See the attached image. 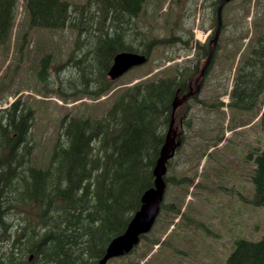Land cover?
I'll return each mask as SVG.
<instances>
[{
    "label": "trees",
    "instance_id": "trees-1",
    "mask_svg": "<svg viewBox=\"0 0 264 264\" xmlns=\"http://www.w3.org/2000/svg\"><path fill=\"white\" fill-rule=\"evenodd\" d=\"M148 1L87 0L78 4L66 0H23L14 43L19 54L16 70L26 57L38 85L44 90L50 86L56 89L66 104L84 98L91 100L93 107L107 100H112V104L100 117H94L93 107L86 108V103L83 106L88 112L76 105L66 110L56 125L57 137L49 162L40 168L33 160L37 110L22 98L4 106L7 102L3 96V74L0 80V105L5 107L0 108V264H101L110 243L125 233L142 206L144 194L154 187V172L173 118L177 148L174 158L167 163L168 173L164 177L167 189L155 226L141 236V254L136 260L131 256L136 255L138 247L107 264H151L154 257L173 258L182 263L196 248L195 238H189L186 233L197 230L208 234V223L194 221L197 208L187 200L193 194L192 188L203 187L197 182L203 175L200 167L204 159L208 163L211 149L216 152L225 142L223 128L219 127L218 132V127H213L215 134L209 138L208 128L199 130L196 135L200 139L183 162V174H176L174 167L176 159L186 152L189 135L185 132L196 123L191 113L204 110L207 115L208 107L223 115L225 109L229 112L226 127L236 139L226 144L224 153L230 161L226 166L233 173L240 172L239 177L243 175L251 183L245 206L264 207V139L256 143L249 139V144L240 149L242 132L248 137L250 132L256 136L257 130L253 128L260 124L264 133V10L258 4L257 16L261 20L253 21L251 33L246 32L251 6L256 0H230L222 12L218 43L212 47L222 0H208L207 29L212 34L207 43L193 46L185 33L174 34L175 28L168 37L149 33L148 27L141 24ZM18 3L19 0H0V45L8 44L10 32L4 36V26L8 23L13 28ZM67 29L76 35L65 60L55 63L53 52L39 46V50L35 49L39 56L30 60L31 32ZM180 39L191 56L184 62L134 84L133 81L119 84L122 77L115 81L109 77L117 54H141L148 58L149 64L158 48L177 47ZM233 47L235 52L229 51ZM218 50L225 51L223 61L227 65L223 71L230 68L229 82L237 61L231 89H226L228 103L218 96L210 101L200 98L207 85L211 88L218 81L211 72ZM211 52V63L199 81V93L179 107L173 117L174 103L190 93ZM165 53L168 55L165 59L173 62L168 51ZM218 90L215 86L212 93ZM169 196L172 202L166 203ZM181 230L186 232L180 234ZM156 247L158 250L153 254ZM226 264H264V234L258 241L238 239Z\"/></svg>",
    "mask_w": 264,
    "mask_h": 264
},
{
    "label": "rangeland",
    "instance_id": "rangeland-1",
    "mask_svg": "<svg viewBox=\"0 0 264 264\" xmlns=\"http://www.w3.org/2000/svg\"><path fill=\"white\" fill-rule=\"evenodd\" d=\"M66 1L84 4L87 0ZM176 1L178 0H149L141 19L142 26L148 27L149 33L161 37H168L171 34V29L175 28L173 33L181 36H184L182 33H185L186 38L189 39L188 42L193 46L207 43L208 36L212 34V31H208L207 29L210 22L208 17V0L206 4L204 0H180L178 4ZM258 4L259 9L264 10V0H256L252 4L251 17L246 23V32L248 31L251 33V23L253 21L261 20V17L257 16L256 8H258ZM22 14L23 0H19L18 16L13 28L12 26L9 27L8 23H5L4 26L6 31L4 36L7 32H10V38L7 45H0V80L4 74L5 92L3 96L4 102H7L4 103L5 107L15 102L18 98H22V101L29 102L37 110V118L33 131L37 146L33 160L38 167L44 168L49 162V156L56 141V125H58L59 118L66 110L74 109L73 106L75 105L76 107H80L83 111L86 108L90 109V106L93 107L94 105H92V101L87 98L77 102L70 100L69 103L66 104L60 99L56 89L54 90L50 86L48 90H44L42 85H38L36 82L34 71L31 70L32 64H30L26 57L20 64L19 69L16 70L19 64V54H16L14 43L17 39V29ZM181 27L183 30L180 29ZM0 35L2 34L0 33ZM74 35L76 34L71 29L58 32H31V45L29 47L31 50L29 53L30 60L34 61L36 57L39 56L35 51V49L39 50L38 46L43 50L45 49V51L53 52L55 63L65 60L73 46ZM238 35L241 36V34ZM40 42H44L45 44H40ZM178 42L177 47H173L172 49L163 47L158 48L151 57V63L130 70L121 78L119 84L128 83L130 81H133L132 84H134L152 77L154 74L167 67L175 66L174 64L184 62L191 58L187 53V49L183 48L180 43L182 40L180 39ZM244 42L247 43L248 40H244ZM237 43L239 44L240 41ZM234 50L235 47L229 49V51ZM167 51L169 57L174 59L173 62H168L167 59H165L168 56L165 53ZM28 52L29 50L26 49L25 53L27 54ZM224 53L225 51L218 50V54H216L215 57L216 60L213 62L214 64L211 68V72L217 75L218 81L211 88L207 85L204 92L200 94L201 99L208 98L207 101L217 100L216 97L218 96L221 98L220 100L226 103L229 102L226 89H231L237 61L233 68V77L229 82L228 77L231 73L230 68L225 69V72L223 71L225 65H227L223 61V59H225ZM152 60H154V62H152ZM204 64L205 61L203 62V65ZM8 65L9 67L11 66V68L7 71L9 68L7 67ZM153 70L154 72H152ZM215 86L219 90L218 92L212 93ZM54 87L56 88V85ZM47 91L51 92V94H47ZM85 103L88 104L86 108L83 106ZM111 104L112 100L98 103L95 107L91 108L93 110L92 115L94 117L102 116L109 109ZM4 106L0 105V108L2 107L4 109ZM225 111L226 114L223 115L218 111H210L208 107L207 115L204 110L201 111V113H199L198 110L195 113H191V118L195 119L196 123L190 130H186L185 133L189 135V139L187 137L188 143L186 152L180 158L178 157L175 162L174 168L176 174L181 176L185 170L183 166L185 158L191 154L197 144L196 142L200 139L197 137L196 133L199 130L205 131L208 128L209 138L212 134H215L213 131V127L215 126L218 127V132L219 127L223 128L225 131V142L217 147L216 152L215 149L212 148L211 152L208 153V163H206L207 160L204 159L200 167V174L203 175L198 177L197 182H200L203 187L192 188L191 192H193V194L187 200L188 202H192L194 207L197 208L196 214H193L194 221L197 223H208V234L206 233L205 235L197 230L186 233L190 236L189 238H195L196 248L191 250V252L188 253L190 256L186 255L187 258L180 264H226V260L233 251L235 242L238 239L247 238L252 241H258L264 234V207L245 206L247 203L244 201H247L249 198L246 192L249 191L251 183L246 180L245 176L242 175V177H239L241 175L240 172L233 173L226 166L230 165L228 156L224 153L226 144H232L233 139H236V137L233 135V132L226 127L229 125V112L227 109H225ZM85 112L88 111L85 110ZM198 113L203 116L202 119H199ZM252 126H254V124H252ZM253 129L257 130V135L254 139V135L250 132V141H252L253 138L256 143L258 140L264 139V133H262L260 124L254 126ZM242 134H246V132H242ZM221 158L224 159L221 160ZM202 188L205 189L201 190ZM172 191H174V189H172ZM171 200L172 197L169 196L166 203H171ZM185 232L186 230H181L180 234ZM238 232L243 234H239ZM234 233L236 234L233 235ZM141 246L140 243L138 246V248H140L139 251L136 255L131 256V259L136 260V258L140 256ZM157 250L158 247H156L153 254L156 253ZM157 255L158 254H156V256ZM112 264L117 263L114 262ZM151 264L178 263L173 258L159 260L154 257Z\"/></svg>",
    "mask_w": 264,
    "mask_h": 264
},
{
    "label": "water",
    "instance_id": "water-1",
    "mask_svg": "<svg viewBox=\"0 0 264 264\" xmlns=\"http://www.w3.org/2000/svg\"><path fill=\"white\" fill-rule=\"evenodd\" d=\"M229 0H222L218 9V28L214 38L211 41L212 47H216L222 29V11L226 3ZM213 52H211L209 58L203 67L200 76L197 79V83L204 77L211 60ZM148 61L147 57L132 52H122L115 56L114 63L108 73L111 80L115 81L122 77L129 70L134 67L142 66ZM200 91V84H197L195 90H191L189 94L184 95L182 99L177 100L173 105V110L176 111L181 105L184 104L190 97L198 94ZM175 120L173 118L170 131L168 134L167 142L161 152V157L158 160L154 175L155 184L154 187L149 189L142 198V206L140 210L134 215L130 224L128 225L125 233L115 238L107 248L106 254L101 264H107L109 260L123 257L130 254L140 244L141 236L148 234L155 226L157 218L161 212V205L164 200L166 183L164 177L167 175V163L175 156L177 148V134L174 130Z\"/></svg>",
    "mask_w": 264,
    "mask_h": 264
},
{
    "label": "flooded vegetation",
    "instance_id": "flooded-vegetation-1",
    "mask_svg": "<svg viewBox=\"0 0 264 264\" xmlns=\"http://www.w3.org/2000/svg\"><path fill=\"white\" fill-rule=\"evenodd\" d=\"M191 89L192 88L190 87V90ZM181 124H182V122H181ZM254 139H255V136H254ZM253 142H254V140H253ZM247 144H249V137H248V134H244V137H242V141H241V144H240V149H243ZM232 163L234 164L235 161L232 160Z\"/></svg>",
    "mask_w": 264,
    "mask_h": 264
},
{
    "label": "bare ground",
    "instance_id": "bare-ground-1",
    "mask_svg": "<svg viewBox=\"0 0 264 264\" xmlns=\"http://www.w3.org/2000/svg\"><path fill=\"white\" fill-rule=\"evenodd\" d=\"M176 111H177V110H176ZM176 111L173 110V117H174V113H175Z\"/></svg>",
    "mask_w": 264,
    "mask_h": 264
}]
</instances>
